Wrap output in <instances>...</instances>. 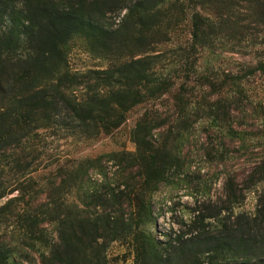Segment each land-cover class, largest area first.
<instances>
[{
    "label": "trees",
    "instance_id": "trees-1",
    "mask_svg": "<svg viewBox=\"0 0 264 264\" xmlns=\"http://www.w3.org/2000/svg\"><path fill=\"white\" fill-rule=\"evenodd\" d=\"M166 1L136 3L127 19L136 18L140 27L119 33L109 30L106 20L124 8V0H0V200L9 197L0 214L22 203L14 216L30 240L24 239L26 244L45 249L43 264H110L109 246L123 239L132 243L133 264H264V160L242 181L229 173L223 198L185 206L187 217L178 233L161 240L154 229L153 197L183 166L181 144L193 119L233 138L246 134L231 120L233 95L243 94L238 81L226 79L222 88L229 84L230 89L219 91L210 77H195L197 52L214 21L228 22L220 14L228 0H168L170 6ZM247 1L249 15L260 10L262 19L264 0ZM187 5L193 11L192 39L181 47L182 83L169 93L174 111L163 112L151 103L167 88L160 76L163 55L149 51L156 50L160 28L175 29ZM77 42L108 59V65L72 70L69 56ZM194 78L199 83L192 85ZM213 94L219 97L212 99ZM140 106L144 110L129 131L134 151L124 145L59 160L47 174L30 170V152H25L42 129L64 125L88 141L112 139ZM106 162L117 167L112 181L93 187L91 173L106 176ZM8 167L22 172L12 185L1 179ZM258 185L255 212L241 210L249 190ZM74 191L77 199L70 200ZM6 218L8 224L16 222L11 215ZM48 224L54 225L57 239L47 237ZM4 246L0 243V264H8L18 251L17 245Z\"/></svg>",
    "mask_w": 264,
    "mask_h": 264
},
{
    "label": "rangeland",
    "instance_id": "rangeland-1",
    "mask_svg": "<svg viewBox=\"0 0 264 264\" xmlns=\"http://www.w3.org/2000/svg\"><path fill=\"white\" fill-rule=\"evenodd\" d=\"M139 1L147 2V0H124L122 10L109 14L106 20L108 29L116 32H131L135 27L139 28L138 22L134 23L136 18L127 19L129 9ZM170 3L167 0L165 5L170 6ZM250 7L247 0H238V2L228 0V3L220 8V14L226 16L228 22L220 25L218 20L214 21L215 27L206 38L204 46L197 52L195 75L197 78L200 75L210 77L219 85V91L230 89L229 84L222 88L226 79L232 78L238 81L243 94L240 97L239 93L233 95L230 112L233 125L246 133L245 139L226 136L225 131L223 132L219 127L208 125L209 122L199 118L193 119L181 144L183 166L172 171L169 182L163 184L153 197L154 210L158 214L154 229L161 240L167 235H174L180 231V221L187 217L183 214L186 213L185 206L193 207L209 199L223 198L224 183L229 173L235 174L239 181H242L264 160V120L261 117V110L264 112V69H261V63L264 64V17L261 19L260 10H254V15H249ZM200 11L205 15L210 13L209 9L202 8ZM192 12L187 5V13L185 15L179 13L175 29L171 28L172 30L167 32V28L162 26L156 34V50L149 51L152 54L163 55L164 65H160V76L164 75L162 81L167 85L162 86L167 88L161 90L158 98L151 102L157 104V108L159 107L163 112L174 111L169 93L182 83L180 77L182 73L178 72L179 58L181 47L192 39ZM150 24L151 20L146 22L145 30ZM148 39L154 41L151 34ZM108 62V59L92 52L83 42H77L69 56L70 68L80 72L105 67ZM198 83V79L194 78L192 85ZM218 97V94H213L212 99ZM143 110L144 106L138 107L130 115L127 128L112 139L88 141L85 137L74 135L64 125L42 129L39 136L29 141L25 152V154L30 152L27 156L32 163L30 170L40 169L39 173L47 174L56 167L59 160L67 157L100 155L118 150L124 145L130 151H134L136 147L130 140L129 131ZM105 166L107 177L100 173H91L90 183L93 187L97 186L101 189V185L107 179H113L117 167L112 162H106ZM21 173L8 167L1 174V179L6 185H12ZM260 189L261 185L252 186L244 204L240 207L241 210L255 212ZM77 196V192L74 191L69 199H77ZM8 199L9 197L0 200V208ZM11 206L6 215L0 214V243L6 245L4 247L10 245L18 247V251L12 254L8 264H43L40 253L45 249L39 243L37 247L40 251L26 244V241L30 242V240L26 239L24 228L17 223L18 219L14 216L22 210V203L17 201ZM9 215L16 222L8 224L6 217ZM47 229L49 240L57 239L54 225L48 224ZM107 257L110 264H133L132 243L129 239L111 243Z\"/></svg>",
    "mask_w": 264,
    "mask_h": 264
}]
</instances>
